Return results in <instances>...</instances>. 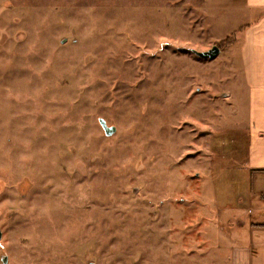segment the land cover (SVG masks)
Returning a JSON list of instances; mask_svg holds the SVG:
<instances>
[{
    "label": "rangeland",
    "instance_id": "374dc122",
    "mask_svg": "<svg viewBox=\"0 0 264 264\" xmlns=\"http://www.w3.org/2000/svg\"><path fill=\"white\" fill-rule=\"evenodd\" d=\"M242 1L0 0V264H235Z\"/></svg>",
    "mask_w": 264,
    "mask_h": 264
},
{
    "label": "crops",
    "instance_id": "0c3cea01",
    "mask_svg": "<svg viewBox=\"0 0 264 264\" xmlns=\"http://www.w3.org/2000/svg\"><path fill=\"white\" fill-rule=\"evenodd\" d=\"M246 20L241 43L243 68L242 102H245L243 131L248 137L247 162H240L235 174L243 179L239 200L259 202V217H264V0H243ZM241 164V165H240ZM243 166V167H241ZM229 171L228 166L223 168ZM240 179V178H239ZM250 203V202H249ZM249 218L239 247L232 254L235 264H264V218ZM244 242V245L241 242Z\"/></svg>",
    "mask_w": 264,
    "mask_h": 264
},
{
    "label": "water",
    "instance_id": "95a60500",
    "mask_svg": "<svg viewBox=\"0 0 264 264\" xmlns=\"http://www.w3.org/2000/svg\"><path fill=\"white\" fill-rule=\"evenodd\" d=\"M195 52L196 55H198L201 58H214L216 56L219 55V53L221 52V48L217 45L212 46L210 49L205 50V51H198V50H193ZM99 122L101 124V126L103 127L105 133L107 135H111L116 131V127L113 125H109L107 123V121L104 118H99ZM2 237V231L0 228V239ZM4 262H7V257H4Z\"/></svg>",
    "mask_w": 264,
    "mask_h": 264
}]
</instances>
